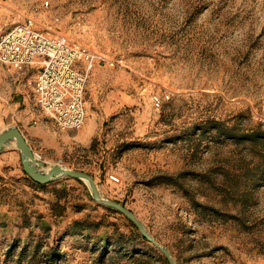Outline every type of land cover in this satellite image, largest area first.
<instances>
[{"label":"rangeland","instance_id":"1","mask_svg":"<svg viewBox=\"0 0 264 264\" xmlns=\"http://www.w3.org/2000/svg\"><path fill=\"white\" fill-rule=\"evenodd\" d=\"M27 19L123 66L94 67L84 124L68 130L33 103L35 69L3 66L0 130L90 173L177 264H264V143L199 130L213 119L264 131V0H4L0 33ZM75 220L88 228L73 232ZM157 250L85 182L37 187L15 142L1 150L0 264H49L50 253V264H166Z\"/></svg>","mask_w":264,"mask_h":264},{"label":"built area","instance_id":"2","mask_svg":"<svg viewBox=\"0 0 264 264\" xmlns=\"http://www.w3.org/2000/svg\"><path fill=\"white\" fill-rule=\"evenodd\" d=\"M3 2L0 0V8ZM0 64L35 69L28 80L33 103L61 130L79 129L84 124L85 89L94 67L123 66L121 60L114 61L64 35L37 30L32 19L0 33ZM151 99L158 107L160 98L153 95Z\"/></svg>","mask_w":264,"mask_h":264},{"label":"water","instance_id":"3","mask_svg":"<svg viewBox=\"0 0 264 264\" xmlns=\"http://www.w3.org/2000/svg\"><path fill=\"white\" fill-rule=\"evenodd\" d=\"M8 141H14L19 151L20 162L24 173L33 181L41 184L52 182L62 176L81 180L87 184L91 198L109 208L115 209L126 216L139 230V232L157 248L170 264H177L170 250L160 244L145 228L139 218L123 204L109 199L98 188L93 176L85 171L67 168L61 164H48L38 158L28 144L23 133L18 127L10 126L0 131V151Z\"/></svg>","mask_w":264,"mask_h":264},{"label":"trees","instance_id":"4","mask_svg":"<svg viewBox=\"0 0 264 264\" xmlns=\"http://www.w3.org/2000/svg\"><path fill=\"white\" fill-rule=\"evenodd\" d=\"M201 127H199L200 129H204L207 127V129H215L220 135H223L225 138L228 139H232L234 141L237 142H246L249 141L250 144H255V145H259L260 143H264V131L261 130H252V131H242V129H240L237 125H227L225 124L223 121H217V120H208L207 122L203 123L200 125ZM254 145V146H255ZM262 166V167H261ZM254 167H261L262 168V176L264 177V156H262V160L259 161L258 163L254 164ZM24 173V171H23ZM24 175L37 187H45L46 184H41V183H37L35 181H33L30 177H28L25 173ZM78 180V179H76ZM79 181V180H78ZM57 192H59L58 190H56ZM64 195V194H62ZM135 233L138 235L139 239H141L142 241H147V239L139 232V230L137 229V227L131 222ZM70 228L72 229L73 232H77L79 230H83L85 228H88L83 221H79V220H75L74 222H72V224L70 225ZM148 242V241H147ZM101 248L102 249H106L107 246L109 245L108 241L105 239H102V243H101ZM158 251V250H157ZM159 252V251H158ZM54 256L53 253H50L48 256V262L49 264L51 262H54V258H52ZM158 257L160 259H162L166 264H170L168 262V260L166 259V257L161 254L159 252Z\"/></svg>","mask_w":264,"mask_h":264},{"label":"crops","instance_id":"5","mask_svg":"<svg viewBox=\"0 0 264 264\" xmlns=\"http://www.w3.org/2000/svg\"><path fill=\"white\" fill-rule=\"evenodd\" d=\"M1 66H2V68H1V66H0V94H3L4 92H3V87H6V85L8 86L9 84H8V82H6L7 80H5V76H7V74H8V72L6 71V70H4V68H3V66H7V65H2V64H0ZM24 69V68H23ZM20 70V69H19ZM10 71V70H9ZM19 76V74L16 72V76ZM10 83H12V81H10ZM10 87H11V85H10ZM8 127H10V126H8ZM7 128V127H6ZM3 129H5V128H3ZM3 129H1L0 131H2ZM9 142V141H8ZM7 144V143H6ZM5 144V145H6ZM4 145V146H5ZM4 148V147H3ZM1 152V151H0Z\"/></svg>","mask_w":264,"mask_h":264}]
</instances>
